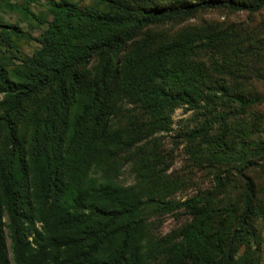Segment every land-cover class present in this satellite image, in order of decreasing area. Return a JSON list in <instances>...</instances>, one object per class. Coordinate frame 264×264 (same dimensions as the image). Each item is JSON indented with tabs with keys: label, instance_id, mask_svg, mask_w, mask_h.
Segmentation results:
<instances>
[{
	"label": "trees",
	"instance_id": "trees-1",
	"mask_svg": "<svg viewBox=\"0 0 264 264\" xmlns=\"http://www.w3.org/2000/svg\"><path fill=\"white\" fill-rule=\"evenodd\" d=\"M94 1L93 7L80 8L50 0L52 19L40 49L22 61L29 77L12 82L0 68V132L9 141L0 155V264H8L6 238L13 264H86L114 235L125 237L132 224L125 219L132 212L122 204V189L109 171L124 149L139 142L136 135L164 131L175 108L215 103L216 93L240 110L254 103L251 92L239 86L212 84L210 70L198 61L209 51V42L188 35L151 46L139 36L202 10L252 13L264 0H174L153 7L144 5L147 0ZM103 4L105 9H99ZM170 76L178 77L175 85L167 83ZM79 94L81 102L73 110V97ZM24 125L29 127L25 150L17 136ZM256 146L253 156L259 163L247 159L246 167L257 165L264 174V146ZM29 177L31 196L25 193ZM217 187H224L220 180ZM255 202L254 183L246 176L243 193L232 206L237 218L225 236L228 244L221 245V264H234L236 245H250L244 237L247 223L259 215ZM189 206L198 217L200 208ZM215 213L211 206L205 219ZM200 232L193 233L197 241L203 239ZM213 238L220 241L215 231L209 235ZM124 243L123 238L121 248ZM120 253L112 264L120 263Z\"/></svg>",
	"mask_w": 264,
	"mask_h": 264
},
{
	"label": "rangeland",
	"instance_id": "rangeland-1",
	"mask_svg": "<svg viewBox=\"0 0 264 264\" xmlns=\"http://www.w3.org/2000/svg\"><path fill=\"white\" fill-rule=\"evenodd\" d=\"M49 1L0 0V68L12 82H25L30 75L22 61L40 49L39 41L52 19ZM67 1L80 8L96 5L94 0ZM173 1L147 0L144 5L163 6ZM235 1L251 4L256 0ZM99 9L104 10L105 5ZM188 35L209 42V51L198 61L210 70L212 84L232 89L239 86L251 92L254 103L240 110L232 99L216 93L219 99L215 103L201 101L195 109L175 108L164 131L136 135L139 142L124 149L109 171V178L122 189V204L132 212L125 218L132 224L125 237L114 235L86 264H112L120 249L119 264H221V245L237 218L232 206L243 193L246 176L254 183L259 215L246 226L244 240L250 245H236L233 250L234 264H264V174L257 165L246 167L247 159L259 163L253 150L258 143L264 146V6L252 13L202 10L147 28L139 39L161 46ZM94 67V62L87 67L89 75ZM167 79L173 85L178 82V77ZM80 102V94L74 96L72 109ZM17 136L21 147L27 149L29 127L24 125ZM8 149V134L2 131L0 155ZM219 180L223 188L217 187ZM32 188L29 177L28 196ZM189 205L200 208L198 217ZM211 206L218 213L205 219ZM198 228L203 238L199 241L193 238ZM214 231L220 241L209 239ZM223 251L225 254V247ZM4 257L13 264L7 238Z\"/></svg>",
	"mask_w": 264,
	"mask_h": 264
}]
</instances>
